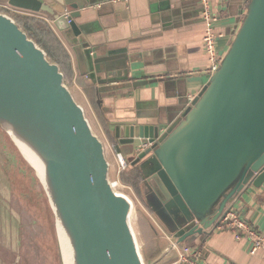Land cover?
Returning <instances> with one entry per match:
<instances>
[{"label": "water", "instance_id": "1", "mask_svg": "<svg viewBox=\"0 0 264 264\" xmlns=\"http://www.w3.org/2000/svg\"><path fill=\"white\" fill-rule=\"evenodd\" d=\"M5 1L46 15L99 93L153 81L97 78L104 65L90 31L76 21L82 4ZM66 82L59 64L0 10V128L43 186L59 244L63 231L73 264H164L175 254L169 243L143 262L132 202L112 185L103 140ZM123 127L121 134L115 126V137L128 165L156 183L153 213L178 243H201L244 189L264 184V0H248L218 66L166 127Z\"/></svg>", "mask_w": 264, "mask_h": 264}, {"label": "crops", "instance_id": "2", "mask_svg": "<svg viewBox=\"0 0 264 264\" xmlns=\"http://www.w3.org/2000/svg\"><path fill=\"white\" fill-rule=\"evenodd\" d=\"M70 1L83 5L76 21L90 31V41L104 65V69L96 74L98 79L120 82L146 78L153 81L99 93V83L79 72L71 46L46 15L12 6L5 0H0V7L39 15L51 24L70 55L72 72L68 78L69 88L89 112L98 128L97 134L108 145L110 137L107 132L115 137L117 125L122 126L121 134L125 133L123 126L127 124L158 125L162 130L207 82L210 74L202 45L204 24L199 0ZM247 2L213 0L220 13L216 24L222 33L217 40L220 53L230 44ZM126 169V176L122 172L119 175V186L140 188L143 175L130 164ZM111 170L109 175L116 179V160ZM231 205L264 233V184L259 188L250 186L244 189ZM162 238L166 243L174 239L163 224ZM196 245L202 246V257L207 264H228L230 261L264 264V250L251 254L249 241L235 239L227 229L212 228Z\"/></svg>", "mask_w": 264, "mask_h": 264}, {"label": "rangeland", "instance_id": "3", "mask_svg": "<svg viewBox=\"0 0 264 264\" xmlns=\"http://www.w3.org/2000/svg\"><path fill=\"white\" fill-rule=\"evenodd\" d=\"M4 12L8 13L7 11ZM8 14L11 16L10 13ZM222 52L224 53V50ZM68 78L65 76L66 84L69 87ZM81 106L92 129L95 133H98V128L91 120L89 112L83 105ZM103 143L106 157L110 162V166L113 167L115 156L111 152L108 143L105 140ZM111 167L109 168L110 173L112 172ZM126 170L121 171L123 176L128 174ZM109 176L114 179L113 175ZM115 189L128 196L132 202L130 224L135 234L140 255L143 262L146 263L148 259L155 256L144 258L143 233L146 234V232H142L143 229L140 227L136 211L141 209L148 220L150 218L153 222L156 232L154 229L147 232V238L151 236L155 238L156 242L163 244V249L167 243L162 238V224L152 212L148 211L149 208H147L142 192L144 188H122L118 185ZM147 223L150 226V223ZM0 264H63L55 215L46 192L34 170L1 128Z\"/></svg>", "mask_w": 264, "mask_h": 264}, {"label": "built area", "instance_id": "4", "mask_svg": "<svg viewBox=\"0 0 264 264\" xmlns=\"http://www.w3.org/2000/svg\"><path fill=\"white\" fill-rule=\"evenodd\" d=\"M200 14L204 24V33L202 36V45L208 59L207 71L209 74L218 66L223 53L217 49V40L222 35L217 30L216 24L220 17L217 5L213 0H199ZM117 165V178L112 179V185L116 188L119 185V175L122 170L128 166V160L121 151L112 147ZM233 204V203H232ZM227 229L231 231L234 238L237 240L246 239L250 243L249 252L254 254L257 250H264V233L259 231L255 226L246 221L238 210L232 205H228L213 226V230ZM169 239V237H168ZM169 244L175 251L173 258L164 264H207L202 257V249L200 245H184L176 240H169ZM228 264H240L235 261H230Z\"/></svg>", "mask_w": 264, "mask_h": 264}, {"label": "trees", "instance_id": "5", "mask_svg": "<svg viewBox=\"0 0 264 264\" xmlns=\"http://www.w3.org/2000/svg\"><path fill=\"white\" fill-rule=\"evenodd\" d=\"M0 10L7 11L8 13H10L11 16H13L14 20L17 22V24L28 34V36L34 39L36 43H38L46 51L48 58L54 62H57L61 70L63 71L64 75L66 77H69V75L72 72V63H71L70 55L66 47L62 43V41L59 39L55 30L47 20H45L43 17L39 15H34L31 13H26V12L11 13L8 11L7 8H2V7H0ZM107 133L110 137V145L123 153L121 144L118 141H116L115 137H113L110 131H108ZM147 208H149L148 211L153 213V211L148 205ZM136 216L139 219L140 227L143 229V231L142 230L141 231L146 232V234L143 233L144 258L147 259L156 256L159 253V251L162 249L163 244L161 245L158 241L156 242L154 240L155 238H153L152 236L147 238L148 237L147 232H151L153 229L156 232V229L154 228L155 226L153 222L150 220V218L148 220V217L146 216V214H144L141 211V209H138L136 211ZM147 222L150 223V226H148Z\"/></svg>", "mask_w": 264, "mask_h": 264}, {"label": "bare ground", "instance_id": "6", "mask_svg": "<svg viewBox=\"0 0 264 264\" xmlns=\"http://www.w3.org/2000/svg\"><path fill=\"white\" fill-rule=\"evenodd\" d=\"M38 171L41 172L40 168L37 166ZM63 230V229H62ZM60 237V248L61 254L63 257L64 264H73V251L71 247V243L69 237L62 231V234L59 235Z\"/></svg>", "mask_w": 264, "mask_h": 264}, {"label": "flooded vegetation", "instance_id": "7", "mask_svg": "<svg viewBox=\"0 0 264 264\" xmlns=\"http://www.w3.org/2000/svg\"><path fill=\"white\" fill-rule=\"evenodd\" d=\"M140 188H144L143 192V197L147 203V205L149 207L150 203H152L153 199H154V195L151 193V191L153 190V187L156 185L155 181L153 178H149L148 180H146V178L142 177L141 181H140ZM155 204V203H153Z\"/></svg>", "mask_w": 264, "mask_h": 264}]
</instances>
